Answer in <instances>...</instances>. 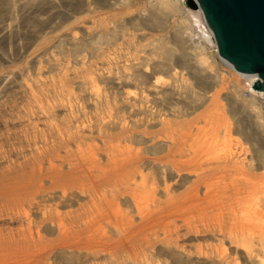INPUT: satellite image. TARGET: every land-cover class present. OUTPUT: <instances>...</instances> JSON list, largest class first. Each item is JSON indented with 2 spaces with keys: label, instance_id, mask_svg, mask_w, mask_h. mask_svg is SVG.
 <instances>
[{
  "label": "rangeland",
  "instance_id": "374dc122",
  "mask_svg": "<svg viewBox=\"0 0 264 264\" xmlns=\"http://www.w3.org/2000/svg\"><path fill=\"white\" fill-rule=\"evenodd\" d=\"M188 2L0 0V194L63 215L50 264H264V101Z\"/></svg>",
  "mask_w": 264,
  "mask_h": 264
},
{
  "label": "bare ground",
  "instance_id": "6f19581e",
  "mask_svg": "<svg viewBox=\"0 0 264 264\" xmlns=\"http://www.w3.org/2000/svg\"><path fill=\"white\" fill-rule=\"evenodd\" d=\"M187 1L194 3V5H190L191 7L189 8L191 10V11L190 10L189 11H190L192 17H194V19H199L200 16L203 18L202 22L196 21L199 24V26H201V28L203 30V32H202L203 37L207 40L208 43L210 42L211 44H215L217 52H218V48H217L216 41L214 39L213 32L211 31V29L206 24L202 10L197 5V1L196 0H187ZM220 58H221L222 62L229 65L236 73H238L240 76L244 77L247 80V82H248L247 90L251 96L252 95H254L256 97L258 96L259 98H261L264 101V91L253 88L254 81L257 78L256 74L239 72L233 67V65L229 61H227L223 57H220ZM256 81H258V80H256ZM78 137H79V135H78ZM206 176H208V175L207 174L206 175H204V174H202V175L196 174L195 175V179L193 180L194 187L192 188V191L194 192L195 197L198 196V190H199L200 186H203V188L205 189V192L207 194L209 193L210 184H207L205 182ZM244 182L246 183L245 188H248L251 190L248 192H247L248 189L246 190L247 198L244 197L245 196L244 193H241L244 191L242 188L241 189L243 191H241V192L239 191L240 195L242 194L241 199H242V197H244L242 199L244 201H239L238 198H236V199L239 201V204L241 202L242 205H244V204H247V205L240 212V214L237 215V217L240 218L239 222L243 223V225H245V224L248 225L247 231L243 230L241 232V234H244L248 237V238H243V240L249 241L250 240L249 237L253 236V234H254V233H252L253 230L251 231V229L254 227L255 224L258 225L260 223V220L262 219V216H264V215H262L263 212L259 208V202L257 200L258 198H256V196H255V193L257 192L256 191V183H253V181H251V179L250 180L246 179V180H244ZM244 182H241V183H244ZM125 183L127 185L130 184L129 182H125ZM233 183H235V181ZM241 183H239V184H241ZM132 185H133V183H132ZM212 186H213V184H212ZM242 186H243V184H242ZM217 188L219 190V187H217ZM222 188H224V187H222ZM237 189L239 190L240 187ZM166 190L168 191V189H166ZM212 191H214V190H212ZM66 192L64 189L63 193H66ZM169 192L170 191H168V193ZM46 193H47V191H46ZM237 194H238V192H237ZM40 197L41 196L38 193H36L35 191L27 193V194H22L18 197H14L11 199H6V197H3L0 194V264H50L49 259H50V254L53 251V247L52 246H48V247L44 246L45 248L41 247L43 250L39 249L38 251H37L38 248L37 249L35 248V246H36L35 243L37 244L41 239H43L42 238L43 236L40 234L39 224L40 223L42 224L44 221L52 222L54 220V218H56V219L58 218L56 221L57 222L56 225H57V228H58V231L60 232V234L61 235L66 234L68 229L66 228V225L64 223V220H65V219L63 220L64 217L62 218L63 215L60 212L59 213L53 212L51 209H47L48 207L46 208V205H43L44 207L41 206L42 200L39 199ZM233 197L235 198V196H233ZM236 197H238V196L236 195ZM133 198H134V196H133ZM239 198H240V196H239ZM133 201H135V200H133ZM234 203L237 205L238 202L237 203L234 202ZM35 208L38 209V211L41 214L40 219H36L30 214V211L35 209ZM263 222H264V220H263ZM49 224H51V223H49ZM240 227H241V225H240ZM107 231H108V229H107ZM258 234H259L258 236H260L259 240L261 241V244L264 247V232L259 231ZM252 239H254V238H252ZM146 242H148V241H146ZM237 242H238V239H237ZM225 247L226 246L223 245L224 249H226ZM28 248L30 250H32L31 253L29 252V254L27 255L28 252H25L27 255L25 257L24 252H22V254H24V257H25L24 259H22L21 257H23V256L21 254V251L22 250H29ZM223 252H224V250H223Z\"/></svg>",
  "mask_w": 264,
  "mask_h": 264
},
{
  "label": "water",
  "instance_id": "95a60500",
  "mask_svg": "<svg viewBox=\"0 0 264 264\" xmlns=\"http://www.w3.org/2000/svg\"><path fill=\"white\" fill-rule=\"evenodd\" d=\"M196 1L219 55L239 72L258 73L253 88L264 91V0Z\"/></svg>",
  "mask_w": 264,
  "mask_h": 264
},
{
  "label": "built area",
  "instance_id": "2783aa9c",
  "mask_svg": "<svg viewBox=\"0 0 264 264\" xmlns=\"http://www.w3.org/2000/svg\"><path fill=\"white\" fill-rule=\"evenodd\" d=\"M254 74H256V76H257L256 80H260V81H261V78L259 77L258 73H254ZM256 80H255V81H256ZM255 81H254V82H255ZM246 92L249 94L248 90H247Z\"/></svg>",
  "mask_w": 264,
  "mask_h": 264
}]
</instances>
